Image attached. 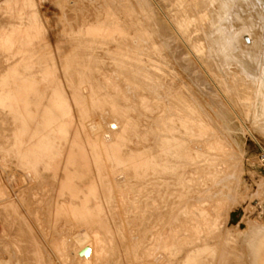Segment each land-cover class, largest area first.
I'll list each match as a JSON object with an SVG mask.
<instances>
[{
	"label": "rangeland",
	"instance_id": "1",
	"mask_svg": "<svg viewBox=\"0 0 264 264\" xmlns=\"http://www.w3.org/2000/svg\"><path fill=\"white\" fill-rule=\"evenodd\" d=\"M158 1L146 4L141 41L128 23L137 17L128 12L137 9L132 0H0V264H158L145 250L157 235L182 228L193 235L180 239L186 249L173 264H254L264 230V111L252 106L264 97V29L246 107L235 92L239 83L204 60L217 62L209 40L193 45L186 26ZM96 21L104 23L100 34H92L102 26ZM232 21L230 30L239 29ZM126 30L129 49L112 43ZM141 54L146 74L126 78L115 56ZM154 144L156 167H148L141 159ZM67 158L79 167V193L91 194L86 210L73 208L77 200L64 188ZM210 204L226 220L219 233L202 236L206 223L191 214ZM80 230L99 234L100 252L89 263L73 250ZM204 246L212 247L207 254Z\"/></svg>",
	"mask_w": 264,
	"mask_h": 264
},
{
	"label": "bare ground",
	"instance_id": "2",
	"mask_svg": "<svg viewBox=\"0 0 264 264\" xmlns=\"http://www.w3.org/2000/svg\"><path fill=\"white\" fill-rule=\"evenodd\" d=\"M123 1H125V0H123ZM128 1H130V0H128ZM161 1L165 2L170 7V9H171L172 13L174 14L176 20L179 21V24H182V25L186 26L185 28H186V30L188 32L189 41L193 45H195V44L197 45V43H199L202 40L201 37H203V36L206 37L209 40V44H211L210 47L213 50V54L215 56L214 58L217 60V62H215V60L210 55H206V54L204 55V60L206 61V63L210 67V69H213V70H214V67H216L215 66L216 63L218 65L220 64L221 66H223V69H225V72H226L225 73L226 74L225 75L226 76V81H228L230 84H234V83H237V82L239 83L238 88H235V92H236V94H238V96H240L239 98L241 99L242 103L245 104L246 107H249L250 105L248 104L249 102L247 100H248V95L250 93V87L247 86V85L250 84L249 82H251L252 80L256 79L257 72L259 70L258 67H259V65L261 63V57H262V54H263L262 50L260 49V47L258 45V43H259V38H260V35H261L260 30L264 29V24H263V22H264V0H161ZM75 2H76V0L75 1L73 0V3H75ZM150 2H151V0H150ZM158 2H160V1H158ZM134 4L137 6V9H136L137 12L132 7H129V8L127 7L128 8V12L130 11L133 14L137 15L136 18L132 17L130 22H128L129 23V27L132 30H134V31L139 33L138 36H139L140 40L141 39L144 40V33H145V30H146V26H145L146 19L144 18V16H145V11L144 10H145L146 4H148V0H132V5H134ZM57 5H58V3H57ZM59 6H61V5H59ZM136 6H134V7H136ZM101 7L103 8V6H101ZM57 10L60 11V8L57 9ZM62 11L64 12V10H62ZM95 15H98L97 12H96ZM139 15H140V18H141V15H143V17H142L143 19H140ZM210 17L212 18L211 20H210ZM95 18H99V17H95ZM232 20L239 21V23H240V28L239 29L230 30V26H231V24L233 22ZM102 21L101 22L96 21V22H98L97 24H102V26H95L93 28V30H92V34H98L99 31L103 28V26H104L103 24L104 23H102ZM119 28H121V27H119ZM86 29H87V27H86ZM77 30H79V29H77ZM72 31L74 32V30H72ZM81 31H84V30H82V28H81ZM124 31H125V29H124ZM85 33H88V31L85 32ZM129 33H130V31H129ZM126 34H128L127 30H126ZM102 35L104 36V34H101V36ZM77 36H78V34H77ZM101 36L99 35L100 39H101ZM132 37H133V35H130V34H128L127 36H121L120 38H118V36H117L116 40L113 41L112 43H115L120 48L129 49L131 47H134V44H133L134 41H132ZM91 38H92V36H91ZM117 38H118V40H117ZM244 38L247 39L248 44H246L244 42ZM78 39H77V41H78ZM95 39H97V38H94V40ZM102 39H103V37H102ZM90 40L93 41L92 39H90ZM104 40H106L105 37H104ZM86 42H85V44H86ZM95 42H96V40H95ZM95 42H94V44H95ZM80 43H82V42L79 41L78 44H80ZM89 43H90V41H89ZM89 43H88V46H89ZM88 46H86V47H88ZM81 47H82V45H81ZM91 47L92 46H90V49H91ZM100 48H102V47H100ZM137 57L132 56V57L128 58V56H126V57H124V56L121 57L119 55L115 56V59L118 60L121 63V65H119V67L122 68L121 70H123L124 73L126 74V78H129V76H131L133 78L136 77L138 80H142V78L144 77V74H146V70H145L146 60L144 59V56L141 54L140 56H137ZM91 58H93V57H91ZM62 59L64 60V58H62ZM115 59H113L115 61V63H118V62H116ZM66 60H67V58H66ZM263 66H264V63H263ZM215 70H216V68H215ZM262 72H263V75H264V67L262 69ZM263 96H264V92H263ZM260 98L261 97L259 95L258 98H256L255 104L252 106L253 110L255 112H257V113L259 111H264V97H263L262 100H260ZM262 118H264V114L262 115ZM101 120L104 123H106L112 129H117V127H118L117 126L118 124L116 123V121L113 118H111L108 113H103L101 115ZM93 126H97V125H93ZM96 128H98V126ZM104 138L106 140H109V135H104ZM158 146H159V144H158ZM158 146L155 145V144L151 145V147L149 149H147V150H150V151H148L147 153H146V151L144 152L145 156H144L143 159H141L142 162L145 161L146 164L148 162H149V164L152 163L151 162L152 161L151 160V156L156 150H159ZM102 148L105 151L108 150V147L106 145H103ZM206 148L208 149V147H206ZM206 148H204V149H206ZM40 157H41V154H40ZM82 157H84V159H85V156H82ZM35 158H37V156ZM131 158L134 159L133 157H131ZM33 159H32V161H33ZM132 159H130L129 161H132V162L135 161V160H132ZM40 160H42V159H40ZM66 160L64 162H66ZM35 161L36 160H34V162ZM47 161L49 162L48 159H47ZM80 161H81V158H80ZM37 162L39 163L41 161L38 160ZM46 162H44V163L46 164ZM38 163H36V166L39 165ZM62 163H61L60 167L63 168ZM82 163H84V162H82ZM140 163H141V161H140ZM45 164L43 166L44 168H45ZM78 164H79V162H78ZM87 164L88 163H86V165ZM153 164L154 163H152V165ZM30 165H33V164H30ZM63 165H64V163H63ZM67 165L70 167V171L68 173L69 176L67 178L65 177L66 179L64 178V181L66 180L65 181L66 184H65L64 188L68 189V193L70 195L69 199L74 197L77 200L76 201L77 204L74 205L75 207H73V206L72 207L73 208H84V210H86V209L89 208L88 205H87V199L86 198L88 196H91V194H88L89 192L88 193L82 192L83 194H80L79 192H81V191L79 190L77 185L73 182L74 178H75V175H76L75 170H77L79 168V167H77V169H76V167H75V159H71V158L68 159V162L66 163V165H64L65 168H66ZM82 165H83V168H85L86 165L85 166H84V164H82ZM155 165H153V166L156 167ZM147 166H148V164H147ZM148 167H150V165ZM56 168L54 170H56ZM65 168H63V170ZM89 168L92 169L91 166ZM47 169H49V168H47ZM67 169H65V170H67ZM148 169H151V168H148ZM32 170H34V167L32 168ZM38 170H39V168H38ZM65 170H64V172H65ZM85 170L89 171L86 168H85ZM145 170H147V167H146ZM152 170L154 171V169H152ZM158 170H159V168H158ZM175 170L176 169H174V171ZM26 171H27V169H26ZM56 171L58 172V170H56ZM91 171H93V170H91ZM34 173H35V171H34ZM167 173H170V171L167 172ZM27 176L29 178L31 177L30 175H27ZM25 177L26 176H24V178ZM39 177H40V175H39ZM144 177H146V176H144ZM199 178L201 179L200 176H199ZM31 179H32V177H31ZM156 179H157V177H156ZM28 180H30V179H28ZM62 180L59 181L60 184H61ZM121 180H122V175H118L115 178L116 182H120ZM162 181H163V179H162ZM63 184H64V182H62V185ZM94 184H95V181H94ZM61 189H62V187H61ZM51 192H52V190H51ZM92 195H94V194H92ZM262 195H263V193H262ZM94 197H97V196H94ZM69 199H67V200H69ZM70 203H69V206H70ZM60 204H61V202H60ZM214 208H215V205H211L210 204L208 206H202V207L201 206H196L195 209L192 211L191 216L194 217L195 220L196 219L197 220H202L203 222L206 223V227H204V231L201 234L202 236L203 235L213 236L216 233H219L221 228L223 227V224H224L226 218L223 217L222 214L221 215H217L216 213L213 214L214 211H215ZM101 212H102V208H97V213L99 215H101ZM262 223H264V222H262ZM253 224L256 225V224H261V223H260V221H253ZM93 229H94V227L91 230H93ZM85 230H80V231H78L77 235H75L76 238H78V236H79V239L77 240V242H76V240L75 241L73 240V242L77 243L76 247L73 248V250H74V252L76 253V255L79 258H84L85 261L87 263H89L91 260H93L95 258V255L99 254V252H100V248L98 246V236H99V234L95 233V232L90 234V233H88ZM238 231H242V230H238ZM192 235H193V231L191 229L189 230L188 228H182V229L178 230L177 233L170 232L169 233V237H161L160 235H157L158 239L155 237V242L153 243V245L151 247H149V248H147L145 250V255L147 257L151 258V259H154L155 262L158 263V264H173V262L176 259L177 255L180 254L182 251H184L186 249V245L184 244V241L180 240V239L181 238L185 239L186 237H190ZM233 237H234V240H235L236 236L233 235ZM233 237L230 238L231 242L234 241ZM55 248L57 249L59 254L61 256H63L65 258V260H66L67 257L64 256V251L61 248L60 242H58L55 245ZM211 248L206 246L204 248V253L207 254L211 250ZM253 255H254V264H264V230L261 232V234L258 236V238L255 241V244L253 246Z\"/></svg>",
	"mask_w": 264,
	"mask_h": 264
},
{
	"label": "built area",
	"instance_id": "3",
	"mask_svg": "<svg viewBox=\"0 0 264 264\" xmlns=\"http://www.w3.org/2000/svg\"><path fill=\"white\" fill-rule=\"evenodd\" d=\"M262 158H263V160H264V151H263V154H262Z\"/></svg>",
	"mask_w": 264,
	"mask_h": 264
}]
</instances>
